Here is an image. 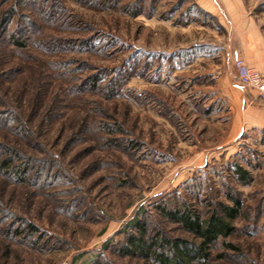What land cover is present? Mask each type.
I'll list each match as a JSON object with an SVG mask.
<instances>
[{"label":"rangeland","instance_id":"obj_1","mask_svg":"<svg viewBox=\"0 0 264 264\" xmlns=\"http://www.w3.org/2000/svg\"><path fill=\"white\" fill-rule=\"evenodd\" d=\"M231 3L264 35V0ZM9 16L33 32L24 49L0 45V111L22 128L0 129V142L48 180L0 177V212L17 217L0 214V264H155L122 252L128 223L194 240L162 209L207 216L229 194L243 202L237 232L196 264H264V128L217 75L241 42L230 23L196 0H0Z\"/></svg>","mask_w":264,"mask_h":264},{"label":"trees","instance_id":"obj_2","mask_svg":"<svg viewBox=\"0 0 264 264\" xmlns=\"http://www.w3.org/2000/svg\"><path fill=\"white\" fill-rule=\"evenodd\" d=\"M12 16L0 20V45L4 43L14 48L24 49L32 34V27L11 29ZM15 127L21 131L15 117L8 111H0V129ZM232 174L241 184L251 181L250 172L243 166L236 164ZM0 177H5L17 183H45L42 174L33 173V161L26 158L23 153L13 147L0 142ZM229 203L219 202L207 216H203L191 207L180 209L163 208V215L176 222L190 233L194 240L183 238H164L155 234L149 235L147 225L139 218H134L127 225L131 233L127 234L122 252L126 255L139 256L155 264H196L207 263L212 256L214 247L220 240H226L237 232L235 221L239 218L243 202L239 197L228 195ZM9 219L17 218L12 212L4 211ZM0 212L1 215L5 214ZM0 215V216H1ZM3 218V217H1ZM0 218V224H2ZM27 223V222H26ZM12 225L6 228V234L12 233ZM26 227L33 235V225L27 223ZM3 227H1V230ZM16 234H21L19 230ZM227 247L236 250V246L227 243Z\"/></svg>","mask_w":264,"mask_h":264},{"label":"crops","instance_id":"obj_3","mask_svg":"<svg viewBox=\"0 0 264 264\" xmlns=\"http://www.w3.org/2000/svg\"><path fill=\"white\" fill-rule=\"evenodd\" d=\"M196 3L202 10L212 14L221 26L227 29L230 23V26L235 28L237 33L241 35V42L237 49L229 48L230 50L226 52L225 56L222 55L223 67L217 75L221 86H223V91L231 96L236 108L239 104L241 105V109L244 110L242 112L245 114L237 113L244 116L245 122L250 126L264 128V107H260V101L258 102L260 104L252 103L251 105L247 103L245 98V101H243L241 93L245 92L246 89H243L242 85L236 80L238 78H236L234 66L237 60L235 57H239L244 59L250 67L264 71V35L261 28L251 16L249 19L247 14L243 15L242 4L234 6L231 0H222L221 5H218L215 0H196ZM243 19L246 21L243 22ZM243 34H246L245 38H243ZM249 96H247L248 102L249 99L251 100ZM252 100L254 101V99ZM244 102L247 103L246 109L243 108Z\"/></svg>","mask_w":264,"mask_h":264},{"label":"built area","instance_id":"obj_4","mask_svg":"<svg viewBox=\"0 0 264 264\" xmlns=\"http://www.w3.org/2000/svg\"><path fill=\"white\" fill-rule=\"evenodd\" d=\"M235 69L240 84L264 101V71L250 67L244 59L236 60Z\"/></svg>","mask_w":264,"mask_h":264}]
</instances>
